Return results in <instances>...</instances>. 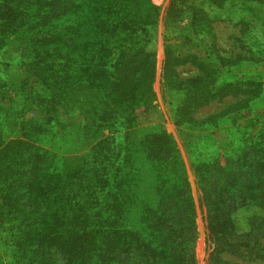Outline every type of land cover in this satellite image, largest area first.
Here are the masks:
<instances>
[{
	"label": "trees",
	"instance_id": "16d2710c",
	"mask_svg": "<svg viewBox=\"0 0 264 264\" xmlns=\"http://www.w3.org/2000/svg\"><path fill=\"white\" fill-rule=\"evenodd\" d=\"M215 1L194 7V28ZM157 16L152 0H0V54L14 23L26 26L27 69L50 90L48 98L31 91L23 108L6 99L0 113V197L18 264H196L195 204L175 141L136 122L155 99ZM176 50L166 45L164 83L180 81L193 100L211 95L217 76L167 79V66L181 60ZM52 101L84 116L82 145L70 156L45 147L62 132ZM201 162L194 169L208 210L224 208L225 179L216 182L220 197L207 190L226 167L218 156Z\"/></svg>",
	"mask_w": 264,
	"mask_h": 264
},
{
	"label": "rangeland",
	"instance_id": "374dc122",
	"mask_svg": "<svg viewBox=\"0 0 264 264\" xmlns=\"http://www.w3.org/2000/svg\"><path fill=\"white\" fill-rule=\"evenodd\" d=\"M152 3L158 8L152 82L155 99L137 112V127L163 129L175 141L195 204L196 264H264V0L206 4V11L198 14L202 24L197 28L192 25V16L200 0ZM18 26L14 23L7 51L0 54V60L8 63L0 65V113L8 105L6 99H14L15 106L23 108L31 91L42 98L50 94L27 69L34 60L32 36L26 26ZM169 44L177 46L176 55L181 60L167 64L172 74L167 79L217 76L211 95L201 94L193 100L180 81L165 85ZM224 84L226 88H222ZM17 91L19 95L14 96ZM52 102L50 107L62 132L49 136L45 147L58 156H70L82 145L84 116L65 112L61 103ZM182 119L186 123H179ZM217 156L219 166L226 167V176H215L207 191L220 197L216 182L225 179L227 190L222 196L226 204L210 212L194 165L202 167L201 160ZM7 194L12 196L10 191ZM3 200L0 197V264H18L13 251L18 248L11 247V230L3 220L7 214L2 210L6 208ZM14 211L12 204L8 213Z\"/></svg>",
	"mask_w": 264,
	"mask_h": 264
}]
</instances>
